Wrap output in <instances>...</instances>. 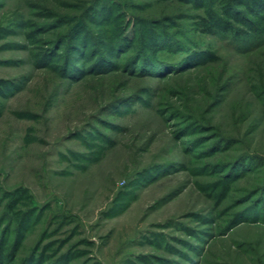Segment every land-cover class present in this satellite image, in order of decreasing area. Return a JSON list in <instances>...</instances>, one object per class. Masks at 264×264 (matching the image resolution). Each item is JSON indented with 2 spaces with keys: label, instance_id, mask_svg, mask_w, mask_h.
I'll use <instances>...</instances> for the list:
<instances>
[{
  "label": "rangeland",
  "instance_id": "rangeland-1",
  "mask_svg": "<svg viewBox=\"0 0 264 264\" xmlns=\"http://www.w3.org/2000/svg\"><path fill=\"white\" fill-rule=\"evenodd\" d=\"M229 1L0 0V264H264V37L217 33ZM151 32L206 57L155 71Z\"/></svg>",
  "mask_w": 264,
  "mask_h": 264
},
{
  "label": "trees",
  "instance_id": "trees-1",
  "mask_svg": "<svg viewBox=\"0 0 264 264\" xmlns=\"http://www.w3.org/2000/svg\"><path fill=\"white\" fill-rule=\"evenodd\" d=\"M106 3H101V9H103L102 11H104V8ZM227 7L225 11H222L223 13L233 16L232 14L229 13V11L232 10V12H235L236 14H238L239 18L241 19H246L245 22L247 25H249L248 30H245L244 28L241 29H235L232 30L231 24L229 23L228 20L222 19V17L218 20H214L216 21L215 24L212 25H216V29H217V33L223 32L224 34H230L232 35L235 34L234 38H236L237 40H243V41H247L245 39H248L247 37H253V39H255L256 42L257 40L261 42V39L264 37V28H260L257 24L253 23L252 21H250L249 19L246 18L245 12L240 10L243 9L242 7L245 6L247 8H249V11L251 12V15L254 14L256 16H262L260 14L261 10H264V0H231L227 3ZM109 12V11H108ZM103 14V13H102ZM212 17H217V16H212ZM224 22L225 24L222 25L221 23ZM212 27V26H211ZM74 32L70 33L68 35V37L65 39V41L69 44V47H75L77 45L78 39L82 40H91L90 38H88L87 33L85 31H83L82 29V23H77L76 26L74 27V29L72 30ZM208 31L211 34L216 33L214 28H210L208 29ZM247 33V34H246ZM250 35V36H247ZM246 36V37H245ZM71 37H74L75 39H71ZM163 36H158L157 33H152L148 38H143L140 36V38L138 39L139 43L137 48L140 49V58L138 61L141 60L146 62V66H147V62H149L151 65L148 64V67H154L155 71L158 69H160L161 71L168 69L169 67H173L174 69H180L181 67H183L185 64H188L189 61L193 62L192 60H202L206 57V52H201V51H196V50H192L190 46H188V44H183L178 41V42H172V39L170 38V41L167 43L169 45L172 44V52L175 55H179L180 53H185L184 57H182L177 63H171L168 62L166 59H163L164 57H161V55L159 54V52L164 51L161 48V45H163V43H166V40H163L162 38ZM77 38V39H76ZM116 41L118 42V44H123V43H128L129 39L128 37H124V35L122 33L118 34V36H116ZM179 43V45L177 44ZM150 44H152L153 46H150ZM155 45H159L160 47H155ZM171 47V48H172ZM99 50V49H98ZM102 51V50H101ZM99 57L98 59L101 58H105L106 57V53L105 52H98ZM104 56V57H103ZM141 59V60H140ZM190 62V63H191ZM161 64V65H160ZM160 67V68H159ZM70 66H68V71H70L71 69L73 70H77V67L75 65H72V68L69 69ZM264 185L262 186V189L264 191ZM262 192V190H261ZM28 259V258H27ZM30 259H28V263H29ZM144 261L147 264H150V262L147 259H144Z\"/></svg>",
  "mask_w": 264,
  "mask_h": 264
}]
</instances>
